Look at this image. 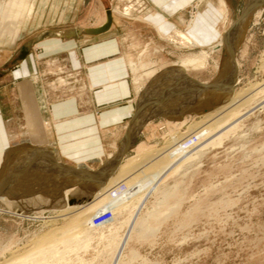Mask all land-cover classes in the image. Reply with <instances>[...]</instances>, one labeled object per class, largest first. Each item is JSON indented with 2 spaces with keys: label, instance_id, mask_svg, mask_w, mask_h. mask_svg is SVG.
<instances>
[{
  "label": "rangeland",
  "instance_id": "rangeland-1",
  "mask_svg": "<svg viewBox=\"0 0 264 264\" xmlns=\"http://www.w3.org/2000/svg\"><path fill=\"white\" fill-rule=\"evenodd\" d=\"M152 1L163 0H0V6L6 2L0 10V32L6 33L8 40H16L22 35H25V39L38 38V42L47 37L55 38L57 55L53 57L54 62L49 64L48 71H45L43 83L38 84V88L42 90H39L42 97L39 103L42 104L41 109L47 112L54 98L69 97L74 102L77 97H85L83 92L86 91L91 96L89 85L84 80V70L74 61L62 62V54L67 50L63 48L69 44L68 49L73 54L77 49L76 43L83 44V47L94 43L102 37L99 36L100 33L108 31L114 25L116 17L119 27L116 30L113 28L115 34L112 33L120 41L116 56L124 59L121 64L126 65L128 80L135 89L136 103L157 76L167 73L181 60L197 57L203 51L207 53L205 66L197 70L187 69L184 74L203 83L216 77L224 58V46H213L223 38L212 42L213 44L203 43L191 33L189 24L195 22V17L199 19L210 14L214 27L219 21V32H225L240 15L246 0H191L190 3L189 0H167L162 5L167 11L175 2L180 3L183 8L188 3L189 5L178 13L181 16L180 25L173 28L166 26L167 33L163 34H158L144 20L156 10ZM222 1L227 3L229 10L226 5H222L223 13H214L210 9L206 11ZM7 4L9 12L6 9L5 15L3 10ZM107 9L112 12L109 29L98 33L73 31L77 28L100 27L105 22ZM198 21L200 22L196 20L193 25L197 26ZM99 23L101 24L98 25ZM177 32L189 36L196 46H190ZM263 60L264 0L241 32L235 50V62L230 60L236 66V81L231 86V91L241 92L264 80V69L260 67ZM151 70H155L152 76L149 75ZM261 91L241 108L240 115L230 117L229 121L232 120L228 127L209 140L185 163L167 174H154L151 183L142 192L128 198L118 208L111 209L110 216L105 221L80 225L75 235L66 240L65 237L56 238L50 247L35 255V262L31 260L30 264H264V90ZM88 96L79 102L86 112L94 108L96 116L98 106L92 107L93 101ZM133 109L134 105L130 116ZM179 117L183 120L180 123L170 122L163 115L147 121L137 134L134 145L118 165L128 164L151 150L152 153L158 148L163 147V150L167 144L170 146L169 141L172 139L169 135L174 132L184 131L182 137L195 133L193 130L190 133L187 126L198 120V113L190 111ZM44 119L50 125L52 120L47 116ZM129 119L130 117L122 121L119 132L126 130ZM43 134L45 133L41 130H35L28 116L27 124L25 121L22 124L19 137L12 138L10 143H50L47 138L40 137ZM50 140L53 142L54 138L51 137ZM108 143L110 146H104V155L92 160L69 163L67 158L61 161L57 156L61 162H68L74 167L83 166L96 170L117 151L118 145L115 144L114 148L112 137L104 140V144L109 145ZM95 150L100 152V149ZM110 154L112 155L109 157ZM32 169L26 175L32 176L34 180L31 185L26 186L30 188L15 189L18 203H23L25 198L31 201V204L29 202L21 206L24 216L17 214L21 213L18 209L22 203L14 205L0 200L2 264L15 258L18 260L9 264H22L20 256L35 245V240L69 221L59 218L52 221V217L58 212L52 210L54 207L49 206V200L53 197L51 202L56 201L52 204L57 206H63L65 201L61 193L64 190L58 192L54 181L52 182L53 174L46 172L47 165ZM26 181L27 179L20 181V184ZM77 187L70 188H80ZM35 190L45 192V197L42 198L44 200L37 203L39 205L29 199ZM89 197L87 201L91 200V196ZM44 208H51V211L46 210L40 214L39 210Z\"/></svg>",
  "mask_w": 264,
  "mask_h": 264
},
{
  "label": "crops",
  "instance_id": "crops-1",
  "mask_svg": "<svg viewBox=\"0 0 264 264\" xmlns=\"http://www.w3.org/2000/svg\"><path fill=\"white\" fill-rule=\"evenodd\" d=\"M166 1H152L156 10L146 16V19L144 18L158 34L167 31L166 26L173 28L180 25L181 16L178 13L191 2L189 0L184 8L180 3L175 2V5L173 4L174 6L167 11L162 8ZM222 5H226L229 10L227 3L222 1L218 6L210 7L206 11L210 9L214 13H223ZM196 18L194 23L200 20L198 24L201 23L203 27L205 25L206 31L217 35L215 41L222 39L228 29L221 33L218 28L219 21L216 27L210 29L208 22L204 20V23L202 20L203 16ZM155 23L160 26H156ZM118 27L119 20L116 17L114 25L108 31L100 33L99 36L102 37L94 43L90 45L84 43V47L83 44L76 43L77 49L73 51V54L68 49L69 44H66V47L62 45L63 50H68H65L67 58L65 51L62 54L64 55L62 62L74 61L80 69L84 70V80L89 85L91 96H88L87 91L83 92L85 97L83 95L82 98L77 97L74 102L69 97L62 99L53 97L54 100L50 103L48 112L41 109L38 84L43 83L45 71H48L49 64L54 62L53 57L57 55L55 38L47 37L38 42V38L25 39V35H22L16 40H8L7 34L0 32V167L7 149L18 145V142L11 144L10 141L12 138L19 137L22 124L24 121L27 124L28 116L35 130L45 133L40 137L50 141L48 145L55 148L61 161L67 158L66 161L69 163H79L104 155V146H110L109 143V145L104 144V140L111 137L114 148L115 144L118 145L125 131L123 129L119 132L118 128L124 119L131 118L132 105H134V111L137 104L134 97L135 89L128 80L126 65L121 64L124 63V59L122 56H116L120 41L112 33L115 34L113 28L116 30ZM86 96L93 101L92 107L98 106L96 116L94 108L88 109L87 112L82 108L79 101H84ZM45 116L52 120L50 125L49 121L44 122ZM51 137L54 138L53 142L50 140ZM96 148L100 149L99 153L96 152Z\"/></svg>",
  "mask_w": 264,
  "mask_h": 264
},
{
  "label": "bare ground",
  "instance_id": "bare-ground-1",
  "mask_svg": "<svg viewBox=\"0 0 264 264\" xmlns=\"http://www.w3.org/2000/svg\"><path fill=\"white\" fill-rule=\"evenodd\" d=\"M8 4L5 5L6 8L4 6L3 11L8 9L7 8ZM3 5L0 6V10H2L1 8L3 7ZM10 10H12V7ZM6 13L7 11H5V15ZM203 18H202L203 21L205 20L206 23L208 22L209 28L213 29L214 20H212L211 15L206 14L205 17ZM105 24H107L105 30L109 29L112 24L111 10H110V20L108 21V17L106 14V19L103 25ZM190 24H189V29L191 33H193L196 36V38H198L201 42L212 43L213 41H215L216 35L214 33L212 34L206 31L201 23L198 24L197 26L193 25L194 22ZM97 28L94 29L77 28L74 29L73 31L75 33H82V32L95 33ZM164 33H167V31H164ZM177 34L180 36V38L188 42L190 46H196V43L189 36H186L182 32H177ZM226 41L227 39H225L223 35V39L220 40L213 47H218V46L226 47L227 45ZM206 57H207V53L203 51L197 57L187 58L181 60L177 64H174L175 66L171 67V69L168 70L167 73H162L163 75L157 76L158 78H156L153 82L150 83L148 89L146 90V92L143 94L142 97L145 98L150 96L166 97V95L170 93L171 89H173L175 85L179 84L180 82L184 83V81L187 80L188 77L184 74V72L187 69L197 70L199 68L204 67ZM226 65H227L225 71L226 76H224L221 85H219L221 87L219 88L220 92L217 96L211 99L208 98L205 99L206 97H204L203 100L201 97H197L195 98V100L193 99L194 101L191 100L189 104L187 103L190 110L194 111L195 113H198V117H197L198 120L190 123L187 126V129L190 130V133L192 130L195 131V133L192 131L193 133H191L189 136L188 134L187 135L185 134V136L183 137L182 134L184 135L183 133L184 131L181 133H179V131L178 132L176 131L177 133L174 132L175 134L174 133L170 135L168 134L171 137L170 139H172V141L169 139L170 146L167 144V146L164 147L163 150H162L163 147L153 150L154 151L153 153L151 150L150 153L148 152L142 154V156H140L138 159L136 158L135 160H132L128 164L117 165L115 171L108 178L105 184L91 194H87V192L81 190L80 186H78L80 188L77 187L78 188L77 190L68 187L67 189H64L63 192H61L62 190L58 191L63 194L65 203L63 206L61 205L57 206L55 204H52L55 203L56 201L51 202L53 197L52 199L49 200L50 201L48 203L49 206L54 207L52 210L58 212L57 215L52 217V221H54L55 219L58 220V218L69 219V221L66 224H64V226L62 225V227H56L53 230L51 229V231H49V233L47 232V234H45L42 238L35 240L36 242L35 245H33L34 247L32 246L33 247V248L31 247L32 249L29 247V251L27 252L25 251V253L22 254V256H20L19 260L22 261V264H30L31 260L32 262H35L34 260L36 259L35 258L33 259V257L41 253L45 248L50 247L53 240H55L56 238L62 239L64 237H65L64 239L66 240V238H68L69 236L75 235V231L80 225L85 226L86 224H92V222L99 223L105 221L110 216L109 213L112 211L111 209L118 208L121 204L125 203V201L128 198L131 199L130 197L138 194L139 192H142V190L147 186V184L151 183L152 176H154V174L156 175H162L164 173L167 174L169 173V171L176 169L182 163H185L187 159L191 158L192 156H194V154L198 153L209 140L219 135L226 128L228 123L232 120L231 119L229 121L230 117L232 116L236 117V115H240L239 113L241 108L247 105L249 102H251L259 92H262L261 91L262 89L264 90L263 88L264 80H262L257 84H253L250 87H247L241 92L240 91L232 92L231 86L236 81V76L234 82L231 84L230 82L232 80V77L230 71L231 73L233 70L236 71V66L235 63L230 62V58L226 60ZM260 67L261 69H264V60L262 61V65H260ZM154 73L155 70L149 71V75L151 76ZM182 109L184 108L182 107ZM180 115L182 114L179 113L169 114L166 117L170 119V122L175 121L176 123H180L183 121L182 118L179 117ZM200 136L201 137L204 136V137L202 138V141L198 142L199 138H201ZM111 155L112 154H110L109 157ZM35 162L36 161H33L31 159H29L26 162L24 166V170L21 174L22 179L26 177L27 173L33 170L32 168L34 167ZM31 178L32 179L29 178V180L26 181L24 184H20V183H18L17 185L14 184L11 187L10 194L0 195V200L14 205L17 204L19 205V203H22L21 201H19L18 203V199L16 198L17 196H15L14 191L18 187L22 188L31 185L34 182L32 176ZM26 188H30V186ZM112 191H114L113 194ZM44 193H45L44 191L35 190V192L31 194L33 198L30 196L31 198L29 199H32L35 204L41 203L44 200L42 198L45 197ZM89 196H91V200L87 201V199L90 198ZM29 202L31 204V201L30 200L28 201V198H25L23 203L19 206L18 209L21 210V213H17V214H20V216L21 215L24 216V212L21 209V206L24 204L26 205L27 203L29 204ZM26 209H28V207ZM46 210L51 211V208L40 209L39 213L43 214ZM42 246L45 247L43 248ZM15 259L13 260L9 259L10 261L8 260V263L6 261L4 262L5 264L6 263L9 264L11 262H14ZM2 263L3 262H1L0 264Z\"/></svg>",
  "mask_w": 264,
  "mask_h": 264
},
{
  "label": "water",
  "instance_id": "water-1",
  "mask_svg": "<svg viewBox=\"0 0 264 264\" xmlns=\"http://www.w3.org/2000/svg\"><path fill=\"white\" fill-rule=\"evenodd\" d=\"M262 1L263 0H246L240 15L224 33V38L227 39V45L222 48L224 51V58L220 65V71L216 77L206 83L189 77L184 83L180 82L175 85L166 97L150 96L146 98L141 97L138 100L134 113L129 119L124 135L118 144L115 155L102 167L96 170H89L86 168H77L61 162L57 154L55 155L54 147L47 143L36 142L39 144H32L28 142L26 144L15 145L7 149L0 167V195L10 194L11 187L14 184L17 185L20 183V180L24 182L26 179L27 181L29 178L32 179L31 176H26L23 179L21 178L24 166L29 159L36 161L34 163L35 168L37 166L40 167V165H47L46 172H51L53 174L52 182L54 181L53 184L58 188V191L72 186H80L87 193H93L101 188L115 171L123 155L134 145L137 134L147 121L155 116H168L169 114L178 113L183 115L192 111L187 105L191 100H195L197 97H201L202 100L204 97H206L205 99H211L219 94V88L221 87L219 85H221L224 76H226V60L230 58V60L235 62V50L241 32L245 29L254 11ZM106 14L109 21L110 9L106 10ZM107 24L98 27L95 33L104 31ZM235 72L234 70L232 73L230 71L232 77L231 84L234 82L236 76ZM182 107L184 109H182ZM16 195H18L17 192H15V196Z\"/></svg>",
  "mask_w": 264,
  "mask_h": 264
}]
</instances>
